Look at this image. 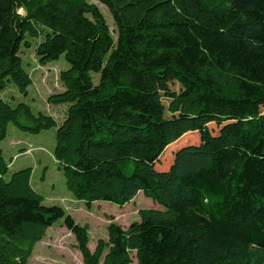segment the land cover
Masks as SVG:
<instances>
[{"label":"trees","instance_id":"obj_1","mask_svg":"<svg viewBox=\"0 0 264 264\" xmlns=\"http://www.w3.org/2000/svg\"><path fill=\"white\" fill-rule=\"evenodd\" d=\"M99 1L116 40L90 0H0V264H29L61 220L83 264H264V0ZM41 38V66L70 65L48 98L67 107L60 124L1 98L11 85L28 95L21 51ZM11 125L56 129L54 158L87 210L139 193L162 210H141L127 230L112 222L90 251L89 227L44 206L32 169L5 180ZM188 136L197 142L158 170Z\"/></svg>","mask_w":264,"mask_h":264},{"label":"rangeland","instance_id":"obj_2","mask_svg":"<svg viewBox=\"0 0 264 264\" xmlns=\"http://www.w3.org/2000/svg\"><path fill=\"white\" fill-rule=\"evenodd\" d=\"M90 3L96 5L102 12L116 40L117 29L107 7L99 0H90ZM42 41L43 38L30 40L31 48L23 47L21 51L23 67L33 81V85L28 90V95H21L11 85L1 95V98L12 105H28L35 115L42 113L52 116L60 124L64 120L67 107L48 104V98L64 91V87L60 82V74L68 71L70 65L62 56L58 61L41 66L37 59L36 48ZM99 79V75H93L95 85L98 84ZM178 91L179 89L176 86L171 87L172 96L176 95ZM168 102L169 100L166 101V103ZM21 122L28 125L25 119H22ZM210 127L214 131L218 130L214 125ZM196 142L197 138L194 139L192 136H188L178 145H171L167 153L165 151L163 154L158 170H168L174 151L185 144ZM55 146L56 129L33 135L25 133L12 125L9 126L7 138L1 144L4 158L10 164L9 173L5 180L8 181L16 172L32 169L31 185L44 198V206L61 207L77 223L89 227L90 251L95 250L99 240L107 241V228L112 222L127 230L131 224L140 221L139 212L141 210H162L158 204L146 198L142 193H139L133 202L123 207L106 202H96L92 205L91 210H87L85 203L76 200L66 188L63 172L59 169L53 155ZM132 258V264H137L135 254ZM29 264H83L81 254L76 249V240L63 226L62 220L48 230L45 239L36 246Z\"/></svg>","mask_w":264,"mask_h":264},{"label":"crops","instance_id":"obj_3","mask_svg":"<svg viewBox=\"0 0 264 264\" xmlns=\"http://www.w3.org/2000/svg\"><path fill=\"white\" fill-rule=\"evenodd\" d=\"M65 118V117H64Z\"/></svg>","mask_w":264,"mask_h":264}]
</instances>
